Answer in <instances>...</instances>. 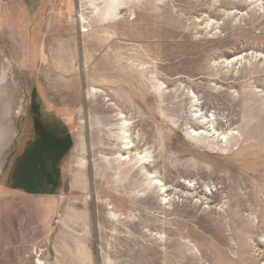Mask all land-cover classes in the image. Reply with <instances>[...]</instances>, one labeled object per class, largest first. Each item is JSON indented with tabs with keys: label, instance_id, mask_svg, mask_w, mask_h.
Masks as SVG:
<instances>
[{
	"label": "rangeland",
	"instance_id": "rangeland-1",
	"mask_svg": "<svg viewBox=\"0 0 264 264\" xmlns=\"http://www.w3.org/2000/svg\"><path fill=\"white\" fill-rule=\"evenodd\" d=\"M0 264H264V0H0Z\"/></svg>",
	"mask_w": 264,
	"mask_h": 264
},
{
	"label": "bare ground",
	"instance_id": "bare-ground-1",
	"mask_svg": "<svg viewBox=\"0 0 264 264\" xmlns=\"http://www.w3.org/2000/svg\"><path fill=\"white\" fill-rule=\"evenodd\" d=\"M108 1V4H109V6H114L115 5V3L117 2V0H107ZM92 4V3H91ZM119 7V6H118ZM117 8V7H116ZM114 10V9H113ZM117 12V11H116ZM102 13V12H101ZM102 15V14H101ZM141 158H142V156H141Z\"/></svg>",
	"mask_w": 264,
	"mask_h": 264
}]
</instances>
